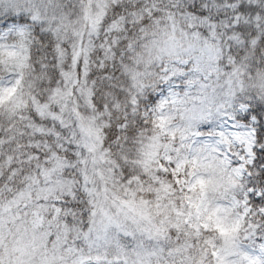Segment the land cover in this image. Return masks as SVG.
I'll return each mask as SVG.
<instances>
[{
  "label": "snow or ice",
  "instance_id": "1",
  "mask_svg": "<svg viewBox=\"0 0 264 264\" xmlns=\"http://www.w3.org/2000/svg\"><path fill=\"white\" fill-rule=\"evenodd\" d=\"M0 264H264V0H0Z\"/></svg>",
  "mask_w": 264,
  "mask_h": 264
}]
</instances>
